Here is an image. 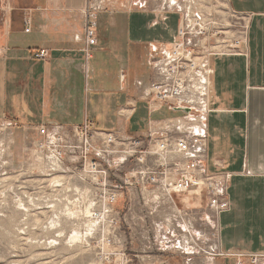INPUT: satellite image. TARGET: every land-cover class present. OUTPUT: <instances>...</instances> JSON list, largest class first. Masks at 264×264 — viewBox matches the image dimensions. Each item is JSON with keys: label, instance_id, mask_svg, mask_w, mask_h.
I'll use <instances>...</instances> for the list:
<instances>
[{"label": "crops", "instance_id": "1", "mask_svg": "<svg viewBox=\"0 0 264 264\" xmlns=\"http://www.w3.org/2000/svg\"><path fill=\"white\" fill-rule=\"evenodd\" d=\"M223 1L247 24L246 42L239 55L208 60L204 165L229 176L230 209L217 216L219 251L229 264H264V0ZM92 2L100 10L96 44L86 54ZM178 21L162 0H0V119L15 134H37L39 126L69 131L86 120L126 137L165 127L168 117H153L161 111L148 110L144 92L154 78L152 59ZM39 50L47 57L34 59ZM139 106L143 124L131 129ZM214 215L202 216L208 263Z\"/></svg>", "mask_w": 264, "mask_h": 264}, {"label": "built area", "instance_id": "2", "mask_svg": "<svg viewBox=\"0 0 264 264\" xmlns=\"http://www.w3.org/2000/svg\"><path fill=\"white\" fill-rule=\"evenodd\" d=\"M162 2L168 12L178 14V27L171 42L152 59L154 78L147 85L144 97L151 113L179 112L182 121L180 117L166 119L168 125L157 130L150 128L143 137L102 131L89 120L69 131L60 126L53 130L46 126L37 128L36 137L40 141L36 148L49 154L52 169H63L65 161L74 159L70 165L80 170L85 182L97 188L96 196L83 208L82 213L88 218L103 222L106 218H115L117 214H112V208L123 186L149 190L154 197L152 202L167 201L174 208L177 206L173 196L195 195L216 216L230 209L226 195L229 176L209 173L204 165L206 134L201 121L208 111V60L241 54L239 49L246 42L247 24L227 8H221L217 0ZM99 10V5L92 2L86 12V54L96 44ZM230 26L235 27L236 34L228 35ZM46 57L45 50L33 54L34 59ZM122 166H130L129 176L120 183H112L110 172ZM170 229L167 220L161 222L160 234ZM99 245L103 251L109 246L108 239L103 237ZM112 256L117 264L132 262L122 250L115 255L106 254L105 260L109 261ZM236 264L242 263L238 259Z\"/></svg>", "mask_w": 264, "mask_h": 264}, {"label": "rangeland", "instance_id": "3", "mask_svg": "<svg viewBox=\"0 0 264 264\" xmlns=\"http://www.w3.org/2000/svg\"><path fill=\"white\" fill-rule=\"evenodd\" d=\"M217 2L226 8L223 0ZM171 23L176 24V16ZM230 31L228 35L235 27ZM180 115L164 110L153 117L174 119ZM144 116L145 110L139 106L131 129L142 125ZM38 141L36 134H15V126L0 119V264H117L114 256L109 261L105 256L121 250L131 259L130 264H229L219 251L216 215L208 218L214 225L209 235L214 242V261L206 260L208 227L202 216L209 210L203 199L173 196L176 209L167 201L152 202L149 190L123 186L112 208L115 218L104 222L88 218L83 208L96 196L97 188L70 165L74 159L65 161L63 169H52L49 154L36 148ZM129 170L130 166L112 170L110 181L120 183ZM165 220L171 229L160 234ZM103 237L109 246L100 251Z\"/></svg>", "mask_w": 264, "mask_h": 264}, {"label": "water", "instance_id": "4", "mask_svg": "<svg viewBox=\"0 0 264 264\" xmlns=\"http://www.w3.org/2000/svg\"><path fill=\"white\" fill-rule=\"evenodd\" d=\"M183 112H186V110H182Z\"/></svg>", "mask_w": 264, "mask_h": 264}, {"label": "bare ground", "instance_id": "5", "mask_svg": "<svg viewBox=\"0 0 264 264\" xmlns=\"http://www.w3.org/2000/svg\"><path fill=\"white\" fill-rule=\"evenodd\" d=\"M58 182V181H57ZM176 208V207H175ZM177 209V208H176ZM179 212V210H177Z\"/></svg>", "mask_w": 264, "mask_h": 264}]
</instances>
